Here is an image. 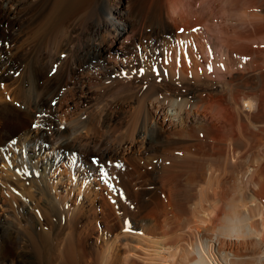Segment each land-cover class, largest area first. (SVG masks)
Instances as JSON below:
<instances>
[{
    "label": "bare ground",
    "instance_id": "1",
    "mask_svg": "<svg viewBox=\"0 0 264 264\" xmlns=\"http://www.w3.org/2000/svg\"><path fill=\"white\" fill-rule=\"evenodd\" d=\"M0 264H264V0H0Z\"/></svg>",
    "mask_w": 264,
    "mask_h": 264
},
{
    "label": "snow or ice",
    "instance_id": "2",
    "mask_svg": "<svg viewBox=\"0 0 264 264\" xmlns=\"http://www.w3.org/2000/svg\"><path fill=\"white\" fill-rule=\"evenodd\" d=\"M184 30L181 29V32H183ZM193 31H198V29H193ZM182 43V41H181ZM211 70V69H210ZM154 71L157 72V75L159 74L158 73V70L154 69ZM139 73L142 75L143 74V69H140L139 70ZM92 164L93 166L97 169V172H98V175L100 177V179L105 183V184H108L109 187H112L111 184H109V180H110V174L106 171V167L107 166H112L111 165V162H101L99 160V158H95L92 160ZM115 167L119 168L121 167V165L119 164H116Z\"/></svg>",
    "mask_w": 264,
    "mask_h": 264
},
{
    "label": "rangeland",
    "instance_id": "3",
    "mask_svg": "<svg viewBox=\"0 0 264 264\" xmlns=\"http://www.w3.org/2000/svg\"><path fill=\"white\" fill-rule=\"evenodd\" d=\"M200 35V34H199ZM54 106H56V102L54 103ZM98 212H99V209H98Z\"/></svg>",
    "mask_w": 264,
    "mask_h": 264
}]
</instances>
